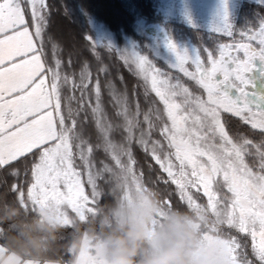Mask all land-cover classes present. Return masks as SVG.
<instances>
[{
	"label": "snow or ice",
	"instance_id": "1",
	"mask_svg": "<svg viewBox=\"0 0 264 264\" xmlns=\"http://www.w3.org/2000/svg\"><path fill=\"white\" fill-rule=\"evenodd\" d=\"M53 7L48 0H0V190L34 206L87 210L105 168L124 166L145 178L139 150L147 179L168 187L162 193L169 207L202 215L232 264H264V107L242 102L246 73L264 62V22L237 34L225 15L217 46L193 58L169 42L176 63L167 72L145 56L109 49L143 81L146 100L155 97L144 111L109 80L110 117L100 57L95 79L72 52L65 63L48 32ZM229 84L241 101L222 89Z\"/></svg>",
	"mask_w": 264,
	"mask_h": 264
},
{
	"label": "trees",
	"instance_id": "2",
	"mask_svg": "<svg viewBox=\"0 0 264 264\" xmlns=\"http://www.w3.org/2000/svg\"><path fill=\"white\" fill-rule=\"evenodd\" d=\"M48 2L54 5L48 32L57 44L58 54L65 63L69 52H72V60L78 67L82 62L91 65L95 79L98 64L96 55L100 57L101 66L106 69L105 73L100 74L105 112L110 117L114 112L108 90L103 87L109 80L119 91H127L133 105L138 102L142 110L147 111L151 100L155 98L154 94L146 100L143 81L129 71L114 52H109V49L115 52L117 50L114 44H109L111 39L107 34L120 44L123 39L138 41L137 51L149 56L144 39L136 32L137 20L143 19L146 24H156L166 35L176 39H182L190 33L186 25L164 19L155 10V0H48ZM261 22H264V6L247 0L240 1L235 20L237 33L256 29ZM98 29L107 32L100 41L96 39ZM200 33L202 35L200 38L195 37L194 33L190 35L191 44L198 55L205 47L214 49L217 46L215 34ZM89 41L97 49L95 54L88 46ZM151 61H155L163 71H169L158 60L151 57ZM224 115L228 116L227 113ZM88 119L91 121L90 114ZM235 119L232 118L233 121ZM89 127L94 130L93 124ZM229 131L235 133L236 126L230 124ZM137 159L145 178L139 175V170L133 172L124 166L105 168L97 177L100 184L96 192V202L90 209L75 213L60 207L59 215H65V222L44 218L42 215L49 214L42 210V204L34 206L28 199L21 200L12 196L7 188L0 190V248L4 249L6 255L18 259L20 264L29 262L75 264L84 242L89 241L93 245L102 244L101 247H104L106 259L109 261L115 238L126 237L128 232L133 231L131 222L121 219L118 212L127 186L125 184L129 183L144 193L150 218L155 223L152 235L146 233L139 249L132 257V264H144L148 257L163 251L167 243L163 237L175 238L184 230L194 234V239L186 249L190 256L199 257L209 249H214L207 242L208 239L214 240L218 237L210 235L211 229L207 227L204 217L198 213L169 207L163 195L169 191L168 187L161 183L158 189L147 179L148 165L139 150ZM156 167L158 169V166ZM155 178L153 174L152 181H155ZM172 203L176 205L178 197L173 196ZM221 250L222 247L215 250L213 257L215 264H232L228 250L224 252Z\"/></svg>",
	"mask_w": 264,
	"mask_h": 264
},
{
	"label": "rangeland",
	"instance_id": "3",
	"mask_svg": "<svg viewBox=\"0 0 264 264\" xmlns=\"http://www.w3.org/2000/svg\"><path fill=\"white\" fill-rule=\"evenodd\" d=\"M240 1L242 2V0H155L157 13L166 20L186 25L185 27L190 32L187 36L182 39L169 37L160 26L146 24L145 20L140 19L137 20L136 32L144 39V44L150 57L137 51L139 43L133 39H123L120 44L110 34H107L108 38L111 39L109 44H114L117 52L145 56L162 70V67L158 66L155 61H151L152 57L168 69L169 66L176 63V53L185 54L189 58L197 56L196 49L191 44L190 35L194 33V36L198 38L202 37L200 32L217 35L215 30L222 29L225 23V15H227V22L231 25L233 32L237 33L235 20ZM247 2L264 6V0H247ZM97 32L96 39L98 41L102 39V36H106L105 34L107 33L99 29ZM169 42L175 46L176 53L169 47ZM245 78L249 81V85L246 86L247 96L242 99V102H247L253 107H264V62L254 61L252 71L246 73ZM222 89L229 98L241 101L238 92L230 84L222 85ZM125 185L127 186H125L123 195L124 200L122 199V202H120L119 217L124 221H130L133 230L136 228L144 229L147 234L152 235L155 223L150 218L148 202L144 193L139 191L137 186L134 187L133 184L126 183ZM42 205V210L49 214L42 215L44 218L56 222L65 220V215H59L61 209L56 204L51 205L48 203ZM207 243L215 250H219L222 247L223 250L221 252L227 251L218 238L214 240L208 239ZM101 245L99 243L93 245L89 241L84 242L75 264H109L105 256L104 247H101ZM12 258L15 259L12 255H6L4 249L0 248V264H12ZM27 264L33 263L29 262Z\"/></svg>",
	"mask_w": 264,
	"mask_h": 264
},
{
	"label": "clouds",
	"instance_id": "4",
	"mask_svg": "<svg viewBox=\"0 0 264 264\" xmlns=\"http://www.w3.org/2000/svg\"><path fill=\"white\" fill-rule=\"evenodd\" d=\"M146 231L136 228L126 234V237H117L112 242L113 247L109 256V264H132V257L143 242ZM167 241L163 251L148 257L144 264H215L213 259L215 249H209L199 257H192L186 249L194 239L193 232L184 230L175 238L163 237Z\"/></svg>",
	"mask_w": 264,
	"mask_h": 264
},
{
	"label": "crops",
	"instance_id": "5",
	"mask_svg": "<svg viewBox=\"0 0 264 264\" xmlns=\"http://www.w3.org/2000/svg\"><path fill=\"white\" fill-rule=\"evenodd\" d=\"M12 264H20V262L16 258L15 259L12 258ZM24 264H27V263H24Z\"/></svg>",
	"mask_w": 264,
	"mask_h": 264
}]
</instances>
